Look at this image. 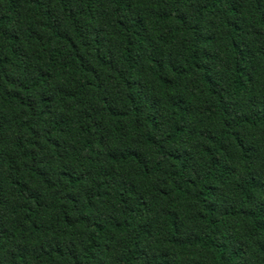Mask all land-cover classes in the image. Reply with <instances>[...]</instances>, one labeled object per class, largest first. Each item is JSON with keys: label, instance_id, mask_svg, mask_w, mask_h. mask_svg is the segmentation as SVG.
Returning a JSON list of instances; mask_svg holds the SVG:
<instances>
[{"label": "trees", "instance_id": "1", "mask_svg": "<svg viewBox=\"0 0 264 264\" xmlns=\"http://www.w3.org/2000/svg\"><path fill=\"white\" fill-rule=\"evenodd\" d=\"M0 264H264V0H0Z\"/></svg>", "mask_w": 264, "mask_h": 264}]
</instances>
